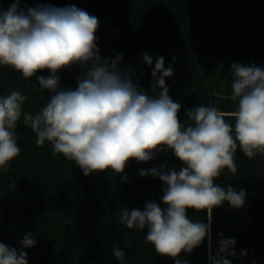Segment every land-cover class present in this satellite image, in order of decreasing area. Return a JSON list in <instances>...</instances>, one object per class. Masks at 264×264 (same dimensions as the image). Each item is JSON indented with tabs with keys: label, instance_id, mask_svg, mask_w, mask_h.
I'll use <instances>...</instances> for the list:
<instances>
[{
	"label": "trees",
	"instance_id": "16d2710c",
	"mask_svg": "<svg viewBox=\"0 0 264 264\" xmlns=\"http://www.w3.org/2000/svg\"><path fill=\"white\" fill-rule=\"evenodd\" d=\"M13 2L0 0V10L6 11ZM37 5H74L97 17L100 56L114 59L122 54L120 71L130 73L148 95H153L155 60L163 56L165 68L171 66L174 72L166 85L172 99L182 105L181 122H186L187 109L211 104L234 124L227 114L236 105L225 98L231 93V65L264 68V0H19L21 9ZM143 54L153 58L151 66L144 63ZM80 71L79 65L60 70V87L75 90ZM11 91L27 97L23 111L33 114L49 98L36 76L24 79L14 69L0 66V96ZM16 134L20 154L7 173H0V242L19 249L24 235L33 233L35 246L24 249L28 264H120L111 253L114 246L125 252L124 264H175L146 242V229H129L118 218L125 207L143 210L146 202L162 204L163 183L141 177L139 170L162 163L179 169L182 165L171 153H157L147 163L129 161L128 179L122 182L111 170L85 176L75 162L62 155L53 158L51 144L46 141L38 147L22 118ZM236 164V174L225 169L215 183L243 189L245 204L234 209L224 202L213 209L210 240L179 257L188 264H209L220 233L236 241L237 256L227 257L231 264H264V156L247 159L238 149ZM187 215L194 222L208 223L206 212L190 210ZM242 251L247 255L241 256Z\"/></svg>",
	"mask_w": 264,
	"mask_h": 264
},
{
	"label": "clouds",
	"instance_id": "9594fccd",
	"mask_svg": "<svg viewBox=\"0 0 264 264\" xmlns=\"http://www.w3.org/2000/svg\"><path fill=\"white\" fill-rule=\"evenodd\" d=\"M98 28L97 17L74 5L21 9L14 0L6 11L0 10V66L14 69L24 79L36 76L40 88L49 93L46 105L35 114L23 111L27 97L19 91L0 96V173H7L20 154L16 129L21 118L38 147L49 142L53 158L62 155L75 162L85 176L111 170L123 182L129 161L147 163L157 153H171L181 163L179 169L162 163L139 170L141 177L163 183L162 204L146 202L143 210L125 207L118 218L129 229H146L145 240L159 256L188 264L179 257L210 240L213 209L224 202L234 209L245 204L243 189L221 187L216 179L225 169L237 173L238 149L247 159L264 156V68L231 65V93L225 98L236 105L227 114L234 124L211 104L187 109L186 122H181L182 105L172 99L166 85L174 72L171 66L165 68L164 57L155 60L153 95H148L130 73L120 71L122 54L114 59L100 56ZM142 59L153 64L148 54ZM74 65L81 68L78 87L61 88L58 72ZM45 70L49 76L36 75ZM190 210L206 212L208 223L190 220ZM220 236L209 264H231L227 257L237 256L236 241ZM123 243L129 246L127 239ZM20 244L17 249L0 242V264H28L24 249L35 246L34 234L24 235ZM111 253L124 264L125 252L119 246Z\"/></svg>",
	"mask_w": 264,
	"mask_h": 264
}]
</instances>
